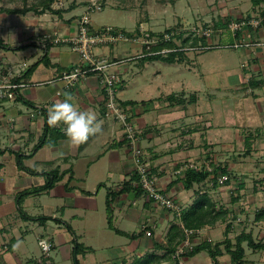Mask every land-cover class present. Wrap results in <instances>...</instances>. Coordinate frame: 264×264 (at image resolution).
I'll use <instances>...</instances> for the list:
<instances>
[{"label":"crops","instance_id":"obj_1","mask_svg":"<svg viewBox=\"0 0 264 264\" xmlns=\"http://www.w3.org/2000/svg\"><path fill=\"white\" fill-rule=\"evenodd\" d=\"M73 9L66 10L61 17L42 13L35 14L34 17H38L34 19L33 15L26 13L21 20L6 22L4 27L15 41L0 38L15 48L26 45L21 49L0 48V81L15 82L18 79L25 83L20 92L31 102L28 104L16 98L0 97V149L3 151L0 154L3 166L0 170V264H76L77 261L79 264H134L136 258L145 260L150 254L162 255L166 252L169 228L174 223L182 224L181 213L189 209L199 194L208 193L218 202L223 197L229 199L239 191H249L251 193L247 197L250 202L261 205L258 197H264V30L253 27L246 30L242 38L239 32L231 45L242 41L251 43L235 48H244L243 52L239 51L242 60L247 61L244 57L251 56L256 60L254 69L251 74L246 69L243 79L234 83L236 93L222 92L218 97L220 99L207 97L214 104L213 109L205 112L200 111L201 108L189 110L192 108L189 105L198 104L202 99L197 91L186 89L181 92L185 97L195 96L193 102L179 105L166 100L172 94L166 89L172 86L173 78H166L165 82L160 80L162 67L152 66L157 60L145 65L139 62L142 59L139 54L132 67L125 64L126 61L122 62L120 71L123 82L118 97L121 101H136L127 105L132 122L143 130L140 143L146 155L152 159L160 188L173 196L180 209L178 213L155 203L136 185L135 163L129 142L120 124L105 116V94L98 74L81 76L72 87H64L60 77L63 72L79 66L81 58L71 43L53 40L54 37L76 34L79 18L71 13L77 8ZM49 14L52 16L50 20ZM93 26L99 25L95 23ZM217 33L199 37L201 41L220 43ZM97 49L98 52H108L111 57L114 56L110 45H101ZM115 51L122 54L114 56L112 59L115 61L132 59L134 55L129 48L116 46ZM44 55L48 64L42 61L30 75H24L27 67ZM131 69V75L135 76L130 78L129 75L130 82L127 83ZM66 96H70L80 110L94 112L101 131L79 144L62 137L53 144L46 143L31 155V150L44 133L48 109ZM224 96L231 99L226 101ZM237 109L243 111L239 113L240 116L248 118L250 123L245 124L253 128L249 133L256 134L251 153L254 150L262 151L260 163H257L260 172L251 174L255 180L250 173L243 172L237 174L240 179L227 184L219 181L215 184L212 179H207L194 183L190 189L185 188L184 174H178L176 170L187 161L208 160L213 165H227L231 172L238 170L240 173V168L235 166L242 157L234 155L241 141L246 144L248 134L242 135L237 142L234 133L239 129L240 121L225 117L220 119V115L230 110L238 116ZM55 126L64 132L63 122ZM231 128L234 129L232 135L229 132ZM200 134H203V138ZM17 152L25 155V165L39 172L56 168L67 171L51 189L30 194L22 202L25 213L35 217L52 216V219L40 221L21 216L17 195L25 189L43 185L47 175L20 170L16 163ZM251 153L246 155L250 156ZM231 203L222 207L231 211ZM237 211L240 212L236 207L233 219L237 217L236 220L240 221L242 218L236 216ZM233 219L227 218V223H232ZM223 221L219 219L214 225L203 227L193 238L194 242L224 240L226 227ZM68 224L74 233L67 228ZM220 228L224 229L225 237L213 238L212 233ZM229 237L233 239L231 232ZM42 238L52 243L48 252L40 246ZM260 239L264 241L262 236ZM79 244L83 247L78 252ZM204 251L203 259L200 255ZM223 256L218 259L221 264H226L222 263ZM185 260L187 264H214L206 250L192 257L186 256ZM160 264L170 262L163 260Z\"/></svg>","mask_w":264,"mask_h":264},{"label":"rangeland","instance_id":"obj_2","mask_svg":"<svg viewBox=\"0 0 264 264\" xmlns=\"http://www.w3.org/2000/svg\"><path fill=\"white\" fill-rule=\"evenodd\" d=\"M38 1L39 0H0V8L15 9L23 8L25 6L29 7ZM72 4L76 5L75 8L77 9L75 10L74 8L73 10L75 11L71 13L76 14L79 19L82 15L88 14L92 24L94 25L97 23L99 25L98 27L111 26L114 28L115 32L122 30L121 33L130 35L135 33L139 34L140 32L141 37H139L138 40H141V42L147 40L148 44L155 40L158 41L159 39V36L157 35L150 37L148 35L150 32L159 33L164 31V34L166 33L171 35L173 32L176 33L173 36V40L178 48H168L169 50H179L175 61L165 62L157 60V62H153L152 66L162 67L163 72L160 74V80L164 81L166 78H173L172 86H168L166 89L168 93L174 92L175 95L177 94L179 96L183 90L187 91L186 89H189L194 92L197 91V94L202 95V99L200 100L202 103L198 102V104L189 105L192 106V108L189 109L192 111H196L198 108H201L202 110L200 111L202 112H205L207 109H213L212 106L214 102H212L213 100L210 101L207 97L213 96L218 98L221 96L222 92L225 94L236 93L237 90L234 88V83L243 79V73L246 69L250 74L254 69L253 64L256 60L252 58V56L247 58L244 57V59H248L247 61L242 60L240 53L243 52L244 48L237 49L234 46H231V44L236 40L235 32L232 29V27H236V22L239 24L248 23L246 20L250 18L249 22H251L253 27L260 28L259 30L262 31L264 30V22H262L264 16L261 13L264 8V3L254 7L252 0H57L52 4V7L66 10ZM29 13L33 15V17L35 14L38 15V13H35L34 11H29L27 14ZM45 13L52 12L46 11ZM22 15L24 14L0 12V38H4L5 41H15L13 40V35L7 33L4 27L6 26V22L21 20L20 18ZM37 17H34V19ZM48 17L49 20L52 18L50 14ZM217 23H219V25H223V27L217 26ZM247 25L248 24L242 25V29L238 30V32L241 31V38L244 32L249 30V27H251L250 25L247 27ZM168 29H170V31H167ZM124 31H127V33ZM206 31H209L210 35H212L213 32H219L217 34L220 37V43H213L214 45L210 48L191 49L194 45L192 44V41L196 38V36L198 44L204 43L205 45H209V42L201 41L199 37L200 35L206 36L207 34L204 33ZM142 33L144 35H142ZM185 38L190 40L188 42H184L183 39ZM163 40L165 39L163 38ZM141 42H132L122 39L118 40V42L116 41L115 44L110 45V48H113L114 50V56L122 55L121 53L119 54L115 51L116 46L118 48H129V50L134 53V57L132 56V59H119L118 61H115L116 63L113 66H111L113 70H116L119 74H121V77L122 73L120 70L123 65L122 62L126 61L125 64L132 67L138 59L135 57L142 54L143 47ZM96 51L99 53L98 56L100 57L105 56L107 59L114 58V56L111 57L108 52H98V49ZM162 53L168 54L169 52L162 51ZM179 58L182 59L178 60ZM242 61L245 62L242 63ZM139 62L145 63L146 65L149 60L139 59ZM137 67L141 68L140 65ZM132 71L133 69L130 70L127 76V83L130 82L129 75L132 74ZM134 76L135 75H131L130 78H134ZM226 97H223L226 101L231 99L230 97ZM239 97L240 99L243 98L241 96ZM179 108L183 109L181 107ZM231 110H233V108ZM231 110L229 113H226L225 111L224 114L220 115V119H224L225 117L227 120L231 118L232 120L236 119L237 121H240L238 123L239 129L236 133H234V129H229L231 130L229 131L231 135L234 133L238 140L237 142H239L241 136L244 134H250L249 132L250 130L252 131L253 128L248 126L249 124H245L250 123L248 122L247 117L240 116L239 113L243 111H239V109H237L238 116H236V114L232 113ZM200 135L203 138V134ZM238 146L239 147L236 148L237 153L234 156L242 157L240 161L236 162L237 165L235 166V168H240V173L238 170H233V172H231L233 174V180L237 181L240 179L237 174L241 175L243 172H245V174L250 173V177L255 180L251 174L257 175L255 173L260 172V166L257 163H260L259 160L262 158L260 156L262 151L254 150L253 154L251 153L250 156H247L245 153L246 144L241 141ZM222 158H224V156H222ZM196 162L200 163L201 161L196 160ZM212 163L211 167L214 165L217 166V164L212 166ZM249 182L255 183L254 181ZM250 193L251 192L249 191L246 193H241L239 191L237 194L231 195L229 199L223 197L218 202L214 201L216 204H219H217V207L220 208L223 204L231 203L232 199V206L230 205L232 210L229 211L227 216L228 220L233 219L235 208L237 207V209H239L240 212L237 211L236 216L242 219L238 221L236 220V217L231 223L232 230L230 232L233 239L235 235L242 231L243 228H246L245 230L247 231H251L255 238L260 239L261 236L264 238V220L260 223L254 218L257 209L264 206V197H258V200L262 203H260L261 205L258 203L254 204L255 201L252 200L253 202H250V198L247 197ZM176 211L179 210L177 209ZM226 224L227 219L223 221L224 228L226 227ZM212 236L215 239H220L224 236V229L220 228L216 230L212 233ZM244 245L247 248V262L245 264H264L263 250L255 251L249 248L246 243ZM204 254H206L205 251L200 255L203 259ZM222 260V263L226 262V264H231L230 255H228V253L224 254ZM138 261H140V258H136L134 264H138Z\"/></svg>","mask_w":264,"mask_h":264},{"label":"trees","instance_id":"obj_3","mask_svg":"<svg viewBox=\"0 0 264 264\" xmlns=\"http://www.w3.org/2000/svg\"><path fill=\"white\" fill-rule=\"evenodd\" d=\"M57 1V0H39L35 4L23 8H0V12H7L11 14H26L29 11H34L35 13L42 14L45 13L46 11H50L54 14L61 15L63 14L64 11L73 9L76 5L72 4L69 8L66 10L60 9V8H53L52 4ZM253 6L256 7L260 5L261 3H264V0H252ZM40 8V9H39ZM261 13L264 16V8L262 9ZM81 19V17H80ZM79 19V20H80ZM250 18L247 19L246 21L249 22ZM264 22V19L263 21ZM222 23V22H220ZM217 26L223 27V25H219L217 23ZM229 24V23H228ZM264 24V23H263ZM251 27H249L250 30L253 29V25L248 24ZM247 25V27H248ZM167 31H170L168 29ZM139 32V31H138ZM240 32V31H239ZM239 32L237 31L235 33V37L239 35ZM140 34V32H139ZM150 37H153L155 35L159 36L160 39L158 42H153L149 44V46L142 45L143 51L141 54L142 59L144 60H162L166 62H172L175 61L177 57V53H179L178 49L177 50H170L168 54H163L162 50L164 49H171V48H178L175 41L173 39L170 40H163L164 36V31L159 32V33H154L150 32L148 34ZM181 37V36H180ZM184 42H188L190 39L185 38L183 39ZM204 41V39H203ZM197 36L196 38L192 41L193 47L198 46L199 44L197 43ZM197 43V44H196ZM205 45L204 43H202ZM26 45H21L17 46V48L10 46L8 43L4 42L3 39H0V48H5V49H21L25 47ZM182 58H179L178 60H181ZM116 60V59H115ZM42 61H46V55H44L40 60L36 61L32 65L28 66L27 69L25 70L26 76L30 75L33 69ZM48 64V61H46ZM90 73H96V72H90ZM88 73V74H90ZM121 77V76H120ZM14 82V81H13ZM17 83H19L18 79H16ZM123 82V79H122ZM121 86V85H120ZM104 91V90H103ZM194 97V98H193ZM16 100L22 101L24 103L31 104L29 100L24 98V96L20 92V88L16 89V95H15ZM166 100L169 101L170 104H185L187 102H193L195 100V96L190 95L189 97H185L182 94L175 95L174 93L169 94L166 97ZM121 104L125 107L127 105L134 104L136 101L133 100H127V101H121ZM46 112V110H44ZM130 119H132L130 117ZM66 137L64 132L61 131V129L57 128L56 126H52L46 121L45 127H44V133L42 137L40 138L39 142L36 143V145L33 147L31 150V155L34 154L39 148H41L43 145L46 143H55L56 140ZM256 137V134L250 133L246 135V154L251 153L252 149V142L254 138ZM3 151L0 149V154ZM24 154H20V152H17L16 154V163L17 166L20 170H24L30 174H45L47 175L46 182L43 185L40 186H35L30 189H25L22 192H20L17 195V204H18V210L21 213V216L25 219H33V220H40V221H46L48 219H52V216H41V217H35L31 216L27 213L24 212L22 208V202L24 198L30 194H35V193H40L42 191H47L51 189L57 181L62 179L64 174L67 172L65 171H60L59 168H56L51 171L47 172H39L33 168L28 167L24 163ZM213 166V164H212ZM2 164L0 163V170L2 169ZM223 175H227L228 179L225 181L226 184L230 183L233 181V174L231 171L227 168V165H222L218 164L217 166H213L212 170H207V169H187L184 173V186L187 189H190L194 183H201L206 181L207 179H212L215 184L219 181V178ZM72 177V173L71 176ZM135 180L138 179V175L135 172ZM243 185V182L241 183ZM229 214V210L224 208V207H217V204L214 202V200L208 195V193H202L199 194L196 199L194 200L193 204L189 207V209L185 210L184 212L181 213V223L182 224H172L171 227L169 228V231L167 233L166 239H167V248L166 252L162 255L158 254H150L145 260H140L137 262L138 264H160L161 261L165 260L167 262H170V264L173 263V254L176 250V248L186 239V230L187 229H192L194 230V234L192 235L193 238H195L198 235L199 230H201L203 227L206 225H214L219 219L221 220H226L227 216ZM59 220V219H57ZM255 220L256 221H262L264 220V206L262 208H259L256 211L255 214ZM111 226V223H110ZM67 228L74 233V229L70 224L67 225ZM232 229V224L231 222L227 223L226 226V238L222 241L219 242H211L210 240H203L193 246L192 249L187 250L184 255L187 257H192L197 255L203 250L208 251L209 255L213 259L214 264H221L219 261L218 257L222 256L225 253H228L230 255V261L231 264H245L247 262L246 260V246L244 245L245 243L249 248L255 251H264V241L258 238H255L253 233L251 231H246L245 229L242 230L239 234L235 235L234 239L229 237V233ZM78 252L81 250L83 246L80 244L77 246ZM76 264H79L78 261Z\"/></svg>","mask_w":264,"mask_h":264},{"label":"built area","instance_id":"obj_4","mask_svg":"<svg viewBox=\"0 0 264 264\" xmlns=\"http://www.w3.org/2000/svg\"><path fill=\"white\" fill-rule=\"evenodd\" d=\"M244 24H251V22L242 24L236 22V27H232V29L236 33L239 29H242V25ZM121 31L122 30L115 32L114 28L111 26L94 27L88 14H84L78 21V30L76 34L69 37H54L53 41L55 42L64 41L71 43L73 50H75L81 58L79 66L63 72L60 79L64 81L65 88H70L81 76H86L90 72H96L98 74L100 84H102L105 94V116L120 124L124 131V136L129 142L135 163V171L138 175V179L135 181L136 185L141 187V189L146 192L147 196L155 203L170 210L176 211L178 209L179 211L176 212L180 213V209L173 196L164 193L160 188L159 177L153 171L152 159L146 155L145 149L140 143L143 130L132 122V119H130L131 115L128 113V107L123 106L119 100L118 90L120 85H122V80L120 74L111 68V66L116 63L115 60L107 59L105 56L100 57L98 56L99 53L96 51L101 45L108 46L115 44L116 41L118 42V40L122 39L132 42H141V40H138L139 37H141V34L135 33L130 35L124 33V35ZM124 32L127 33V31ZM204 33L210 35L209 31ZM175 34L176 33L174 32L172 35L165 33L163 38L168 41L173 39ZM159 40L162 39L159 37L158 41ZM158 41L155 40L153 42ZM153 42H150V44ZM141 43L149 46L147 40H144ZM250 44V42L242 41L231 46L242 47ZM199 45L200 46L197 47H191V49L210 48L214 44L209 43V45ZM162 51L169 52L170 50L164 49ZM23 86H26V84L22 82L17 83L10 80L4 82L0 81V97L15 98L16 89ZM59 94H61V91ZM202 168L212 170L211 163L208 160H203L200 163L196 161H187L176 170V173L184 174L187 169L198 170ZM227 179L228 176L223 175L219 178V182L224 183ZM148 233L151 234L150 231H148ZM193 234L194 230H186V239L176 248L173 254L174 260L172 264H187L184 253L197 244V242H194L193 240ZM39 243L45 252H48L52 247V243L47 238L40 239Z\"/></svg>","mask_w":264,"mask_h":264},{"label":"clouds","instance_id":"obj_5","mask_svg":"<svg viewBox=\"0 0 264 264\" xmlns=\"http://www.w3.org/2000/svg\"><path fill=\"white\" fill-rule=\"evenodd\" d=\"M48 123L52 126L63 122L65 136L74 143H82L101 131L94 112L83 111L75 106L70 96L53 103L48 109Z\"/></svg>","mask_w":264,"mask_h":264}]
</instances>
